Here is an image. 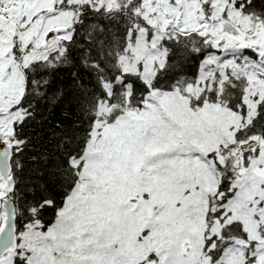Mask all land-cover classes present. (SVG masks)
Here are the masks:
<instances>
[{
  "label": "rangeland",
  "instance_id": "1",
  "mask_svg": "<svg viewBox=\"0 0 264 264\" xmlns=\"http://www.w3.org/2000/svg\"><path fill=\"white\" fill-rule=\"evenodd\" d=\"M121 1L3 0L0 133L6 142L13 145V124L20 117L16 107L24 91L22 66L52 61L70 37L75 16L59 7L91 2L111 9ZM140 13L147 26L137 30L120 57L121 72L139 74L151 87L166 56L161 41L171 28L196 32L211 42L214 50L202 63L197 82L182 92L151 90L142 108L125 110L113 122L107 120V102H100L90 141L83 155L71 160L80 166L79 179L56 222L45 232L26 227L19 233V250L1 264H15V257L24 264H213L208 249L215 244L211 240L207 247V239L218 237L221 226L230 222H238L245 237H234L218 262L264 264V141L234 140L258 105L264 107V22L242 15L228 0H141ZM227 20L239 37L222 30ZM15 40L20 50L29 51L21 61ZM231 75L244 79V117L219 102L198 99L215 83L220 89ZM121 81L118 76L116 82ZM105 90L111 95V84ZM221 151L235 157L237 181L223 210L229 215L208 221L209 194L219 181L215 162L224 159ZM3 224L0 210V229Z\"/></svg>",
  "mask_w": 264,
  "mask_h": 264
},
{
  "label": "trees",
  "instance_id": "2",
  "mask_svg": "<svg viewBox=\"0 0 264 264\" xmlns=\"http://www.w3.org/2000/svg\"><path fill=\"white\" fill-rule=\"evenodd\" d=\"M140 1L123 0L111 9L91 2L61 5L60 9L69 10L75 16L70 37L59 46L62 51L57 57L51 54L52 61L39 59L22 66L24 91L16 107L20 117L14 122L11 134L14 180L11 198L19 233L28 226L45 232L56 222L79 179L80 166H73L71 160L83 155L98 120L100 102H107L111 109L107 120L113 122L125 110L142 108L151 90L182 92L197 82L202 63L213 52L206 36L169 28L168 36L161 41L165 60L157 69L151 87L139 74L122 73L120 57L130 41L135 40L137 30L147 26L140 13ZM228 1L242 15L264 22V6L260 0H255L254 8H249L242 0ZM13 48L19 61L29 54L28 49L20 50L16 40ZM181 48L188 52V58H180L176 63L174 52ZM244 54L254 56L251 50H244ZM118 76L122 77L121 82H116ZM105 84H111L109 96ZM127 85H130L129 96ZM244 85L242 77L231 75L221 82L220 89L215 83L198 99L219 102L244 117L247 115ZM253 137L264 141L262 105H258L250 121L236 131L234 140L240 143ZM221 153L223 161L215 162L218 187L208 199L209 219L213 208L223 210L234 194L233 184L237 181L239 167L235 157L225 151ZM234 237H245L238 222L224 225L219 236L213 237L215 246L208 250L213 264H225L218 259ZM213 238L207 240V246ZM14 263L24 264V261L15 257Z\"/></svg>",
  "mask_w": 264,
  "mask_h": 264
},
{
  "label": "water",
  "instance_id": "3",
  "mask_svg": "<svg viewBox=\"0 0 264 264\" xmlns=\"http://www.w3.org/2000/svg\"><path fill=\"white\" fill-rule=\"evenodd\" d=\"M223 30L232 36L238 35V30L230 21L223 23ZM6 75L4 76V79ZM11 147L5 142L0 144V177L3 181L5 199L1 203V207L5 211V224L0 232V263L4 256L13 253L18 248L17 226L15 207L11 199V193L14 190V180L11 175ZM186 251H188V243H185Z\"/></svg>",
  "mask_w": 264,
  "mask_h": 264
},
{
  "label": "snow or ice",
  "instance_id": "4",
  "mask_svg": "<svg viewBox=\"0 0 264 264\" xmlns=\"http://www.w3.org/2000/svg\"><path fill=\"white\" fill-rule=\"evenodd\" d=\"M242 2L246 3V5L249 8H254L255 7V0H242ZM260 3H261L262 6H264V0H260ZM2 4H3V0H0V6H2ZM174 55L177 58L176 61H175L176 63H179V59L180 58H184V59L188 58V52L185 51L183 48L176 50L174 52Z\"/></svg>",
  "mask_w": 264,
  "mask_h": 264
},
{
  "label": "flooded vegetation",
  "instance_id": "5",
  "mask_svg": "<svg viewBox=\"0 0 264 264\" xmlns=\"http://www.w3.org/2000/svg\"><path fill=\"white\" fill-rule=\"evenodd\" d=\"M2 141H5V140L3 139V135L0 133V144ZM6 143H8V142H6ZM242 151H246V148L242 149ZM256 151H258V147L255 148L254 155L257 154ZM250 152L252 153V151H250ZM209 215H215V217H219V215H229V212L220 211L219 209H216V210L212 211Z\"/></svg>",
  "mask_w": 264,
  "mask_h": 264
}]
</instances>
